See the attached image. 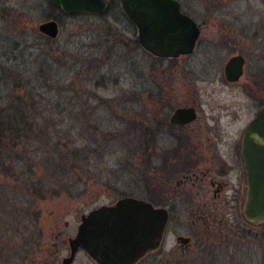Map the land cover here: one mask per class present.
Segmentation results:
<instances>
[{"label":"rangeland","instance_id":"1","mask_svg":"<svg viewBox=\"0 0 264 264\" xmlns=\"http://www.w3.org/2000/svg\"><path fill=\"white\" fill-rule=\"evenodd\" d=\"M47 1L0 0V53L7 52V63L20 70L32 61L38 75L30 80L38 95L32 146H15L0 169V245L8 243L9 264H61L81 216L124 197L159 205L163 194L172 197L176 184L157 177L156 162L147 163L143 146L139 151L129 134L133 124L146 127V119L158 120L159 97L198 106V125L202 131L210 126L209 137L219 146H231L252 114L236 88L212 80V71L202 77L213 84L191 85L197 65L206 64L200 52L161 61L143 51L118 1L105 17L59 20L48 17ZM49 20L59 26L54 44L38 32ZM93 60L100 63L92 65ZM9 93L8 86L0 88V104ZM198 125L177 133L191 137ZM24 182L39 189L17 194ZM195 218L186 209L173 214L159 250L140 264H264V224L226 216L222 228L230 230L219 236L217 223L212 234L192 230ZM177 236H193L194 243L182 250ZM72 264L94 263L81 252Z\"/></svg>","mask_w":264,"mask_h":264},{"label":"flooded vegetation","instance_id":"2","mask_svg":"<svg viewBox=\"0 0 264 264\" xmlns=\"http://www.w3.org/2000/svg\"><path fill=\"white\" fill-rule=\"evenodd\" d=\"M175 1L181 13L193 21L199 31L193 53L178 59L194 57L200 52L206 61V64L197 65L200 67L198 71L200 74L192 73L191 85L213 84L202 77L212 71V80H219L226 88H236L240 94L239 98L251 104L252 114L249 121L238 128L231 146H219L209 137L210 126L202 131L201 125H198L200 121L198 106L187 101L175 105L174 101L167 99L166 96L159 97L161 112L158 120L150 118L145 120L146 138L143 155L147 163L156 162L157 177L162 182L163 179H168L169 186L174 182L177 191H173L172 197H168L166 193L165 197L164 194L159 197L161 205L143 201L150 203L154 208L166 210L168 213L166 227L173 214L186 209L196 217V223L192 224L196 226L192 230H200V234L203 230H209L210 234L212 231L215 233L216 229L211 225L217 223L219 230L221 229L218 235L222 236L228 227L230 230L229 225H226V229L222 228L224 217L230 215H233L235 222H238V218L252 226L262 225L247 221L244 215L248 185L242 142L245 131L257 112L264 108V0ZM118 3L120 4L119 1ZM126 19L128 20L127 17ZM132 26L137 33L136 27L133 24ZM177 99L182 98L177 96ZM183 108L193 109L195 118L188 123L172 124L171 117L174 112ZM192 124L198 125V128L191 131L193 132L191 137L177 133L183 132ZM200 223L202 227H199ZM165 230L160 246L166 236ZM181 238L182 236H177L176 243L182 250H188L195 239L193 236L184 237L182 240ZM81 252L84 251L79 249L76 254ZM153 253L147 254L137 264L142 263ZM90 260L96 264L91 258Z\"/></svg>","mask_w":264,"mask_h":264},{"label":"water","instance_id":"3","mask_svg":"<svg viewBox=\"0 0 264 264\" xmlns=\"http://www.w3.org/2000/svg\"><path fill=\"white\" fill-rule=\"evenodd\" d=\"M64 16L98 17L108 0H48ZM128 20L137 29L141 49L157 59H178L193 53L198 28L180 11L175 0H118ZM38 32L54 40L59 33L56 21L38 26ZM195 118L191 108L177 109L172 124ZM248 193L244 208L247 221L264 224V108L245 131L242 142ZM168 221L165 209L127 197L81 216L76 235L68 240L70 254L62 264H71L79 249L96 264H137L158 250ZM182 240V238H181Z\"/></svg>","mask_w":264,"mask_h":264},{"label":"trees","instance_id":"4","mask_svg":"<svg viewBox=\"0 0 264 264\" xmlns=\"http://www.w3.org/2000/svg\"><path fill=\"white\" fill-rule=\"evenodd\" d=\"M116 0H109V9L116 4ZM49 8V18H53L54 20H59L65 17L64 15L55 11L49 1H47ZM108 9V10H109ZM105 14L102 17H105L108 14ZM122 13V12H120ZM125 17V15L122 13ZM74 18H86L90 17L88 15L72 16ZM126 18V17H125ZM127 20V19H126ZM46 42L50 44L56 43L51 39H45ZM7 52L0 53V88L1 87H9L10 93L7 94L6 99L0 104V169L6 167V163L4 162L6 158L10 157L11 150L15 148V146H32L30 142L31 136L35 133L34 129L37 127L34 124V120H37L32 114L36 104V97H38L35 88L32 86V82L30 80L33 76H37L32 71L33 65L32 61L29 62V69L22 68L21 70L17 67L10 66V60L7 58ZM63 60L65 61V57L62 54ZM56 63H60L59 61L54 60ZM96 60H93L91 64L93 65ZM51 63V61H50ZM100 62H96L98 65ZM34 70V69H33ZM31 72H33L31 74ZM32 75V76H31ZM38 84V83H37ZM28 86L29 92L24 93V87ZM129 134L132 132L134 141V146H143L145 142V133L144 127L142 125H132L129 126ZM140 148V147H139ZM144 149V148H143ZM143 149H138L139 151ZM144 152V151H143ZM39 184V180L37 182ZM16 189V193L21 192L23 190L24 193H33L37 192L39 187L36 188L34 183L24 182L22 188L18 185ZM149 202L154 203V201L149 200ZM12 207V205H11ZM8 210V208H6ZM5 246L0 245V264H9L8 258L5 254L6 245L8 243L3 242ZM6 257V258H4Z\"/></svg>","mask_w":264,"mask_h":264}]
</instances>
